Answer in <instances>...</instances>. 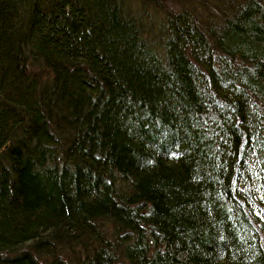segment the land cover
Instances as JSON below:
<instances>
[{"label":"trees","instance_id":"obj_1","mask_svg":"<svg viewBox=\"0 0 264 264\" xmlns=\"http://www.w3.org/2000/svg\"><path fill=\"white\" fill-rule=\"evenodd\" d=\"M0 264H264V0H0Z\"/></svg>","mask_w":264,"mask_h":264}]
</instances>
